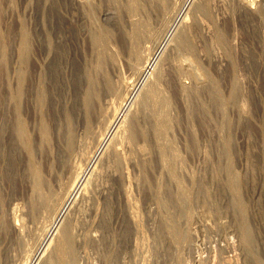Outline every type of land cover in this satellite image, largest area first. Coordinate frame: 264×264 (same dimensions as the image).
<instances>
[{
	"label": "rangeland",
	"instance_id": "1",
	"mask_svg": "<svg viewBox=\"0 0 264 264\" xmlns=\"http://www.w3.org/2000/svg\"><path fill=\"white\" fill-rule=\"evenodd\" d=\"M0 264H264V0H0Z\"/></svg>",
	"mask_w": 264,
	"mask_h": 264
},
{
	"label": "bare ground",
	"instance_id": "2",
	"mask_svg": "<svg viewBox=\"0 0 264 264\" xmlns=\"http://www.w3.org/2000/svg\"><path fill=\"white\" fill-rule=\"evenodd\" d=\"M263 36V35H262ZM263 40V39H262ZM26 41V40H25ZM23 46V45H22ZM25 47V46H24ZM23 52H25V50L23 49ZM22 57H24L23 55H22ZM21 83V82H20ZM21 85V84H20ZM19 89H20V87H19ZM19 91H17V93H18ZM88 99H89V97L88 98H86V108H89V101H88ZM18 102V101H17ZM17 105H19V103L17 104ZM17 105H16V107H17ZM18 108V107H17ZM16 108V109H17ZM116 120V119H115ZM20 121V120H19ZM18 123V122H17ZM18 126V125H17ZM16 126V127H17ZM23 126L22 127H18V129H19V131L18 132H20L21 134H22V136H23ZM131 128V127H130ZM131 129H133V128H131ZM135 130V129H134ZM133 130V131H134ZM16 132V131H15ZM46 132V127L43 125L42 126V133H45ZM15 134H17V135H19V133H15ZM44 135V134H43ZM16 137H18V136H16ZM20 137V136H19ZM18 139V138H17ZM20 139V138H19ZM69 143H70V141H69ZM69 143H68V145H69ZM25 144V143H24ZM30 145V144H29ZM28 145V146H29ZM27 145L26 146H24L25 147V149H26V151H28L29 152V149L27 148L28 147ZM69 147V146H68ZM34 172V171H33ZM38 174V173H37ZM36 176H38V175H35V178H36ZM39 179V178H38ZM36 181H37V178H36ZM38 181H40V180H38ZM40 206V205H39ZM52 209H53V207H52ZM243 209V208H242ZM62 237V236H61ZM244 238L247 240V241H251V235H250V232H249V230L245 227V229H244ZM62 241H63V239H61ZM65 240V239H64ZM64 242V241H63ZM253 242V241H252ZM247 243V242H246ZM248 244V243H247ZM250 244H251V242H250ZM249 244V245H250ZM63 249V248H62ZM61 250V249H60ZM62 255V254H61Z\"/></svg>",
	"mask_w": 264,
	"mask_h": 264
}]
</instances>
